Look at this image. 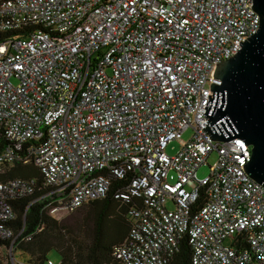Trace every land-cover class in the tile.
Here are the masks:
<instances>
[{"label":"built area","instance_id":"1","mask_svg":"<svg viewBox=\"0 0 264 264\" xmlns=\"http://www.w3.org/2000/svg\"><path fill=\"white\" fill-rule=\"evenodd\" d=\"M253 1L0 0L1 20L41 27L0 45V135L12 143L0 172L31 164L43 177L0 184L12 259V202L40 192L60 222L110 195L126 205L132 227L112 248L120 264H172L186 240L192 264H264L251 147L204 131L217 64L260 28Z\"/></svg>","mask_w":264,"mask_h":264},{"label":"trees","instance_id":"2","mask_svg":"<svg viewBox=\"0 0 264 264\" xmlns=\"http://www.w3.org/2000/svg\"><path fill=\"white\" fill-rule=\"evenodd\" d=\"M41 27L23 23L13 25L9 20L0 19V45L19 38H27L30 32ZM12 143L3 135H0V154ZM16 178L35 179L38 185H43V177L35 165L15 164L4 172H0V184L7 183ZM40 192L34 197L19 198L12 202L16 212V219L10 224L16 236H18L12 254L19 250L28 256L27 264H49L53 262L49 254L52 250L58 252L62 260L59 264H120L114 257L112 248L103 243L110 239L103 234L100 226L104 213L98 214L102 203L106 209L114 204H119L123 213L127 215V206L115 201L110 195L105 201L94 202L80 210L81 224L99 219L95 224V230L90 233L85 242L77 239L60 240L57 237L62 232L63 222L52 219L45 211L47 202L37 201ZM79 221V220H78ZM80 223V222H79ZM78 223V226H79ZM89 224V223H87ZM11 241H0V255L3 250L11 249ZM9 249V250H10ZM192 249L188 240L183 243L181 252L175 257L172 264H192Z\"/></svg>","mask_w":264,"mask_h":264},{"label":"water","instance_id":"3","mask_svg":"<svg viewBox=\"0 0 264 264\" xmlns=\"http://www.w3.org/2000/svg\"><path fill=\"white\" fill-rule=\"evenodd\" d=\"M260 28L233 58L217 64L215 79L222 86H211L214 99L204 115V131L212 141L234 139L250 146L252 158L244 166L246 174L264 188V0H254Z\"/></svg>","mask_w":264,"mask_h":264},{"label":"rangeland","instance_id":"4","mask_svg":"<svg viewBox=\"0 0 264 264\" xmlns=\"http://www.w3.org/2000/svg\"><path fill=\"white\" fill-rule=\"evenodd\" d=\"M193 135V130L189 129L186 131L183 135L184 140H188ZM180 150V143L177 141L172 142L167 149V153L170 156L176 155ZM217 161V153H214L209 159L208 163L203 165L198 170V177L199 178H205L210 173V165H213ZM170 181H174V174L172 173L170 175ZM169 208H172V206H169ZM80 212V211H79ZM77 212L74 215H71L67 219H65L62 224V232L57 236L60 238V240H67V242L71 241V239H77L78 241L85 242L89 237L90 233H92L95 230V224L92 222L96 221V224H99V219L95 218L96 220H93L90 222H84L81 224V217L80 213ZM104 213V216L102 220H100V226L102 228L103 234L107 235L110 239L106 240L103 244L107 247L111 248L112 246H116L118 244H121L125 242V240L128 238L131 227H132V221L131 219L122 211V208L119 204H114L108 209L105 208L104 203L100 206L98 210V214ZM79 220V221H78ZM80 222V223H79ZM79 223V226H78ZM89 223V224H87ZM93 230V231H92ZM226 244H229V241L226 242ZM10 249V248H9ZM9 249L3 250L2 255L4 257V264H13V261L17 264H27L28 262V256L25 255L21 251L15 250V255H13V258L9 255ZM50 259L55 263L59 264L62 260L61 255L56 252L55 250H52L49 254ZM13 260V261H12Z\"/></svg>","mask_w":264,"mask_h":264}]
</instances>
